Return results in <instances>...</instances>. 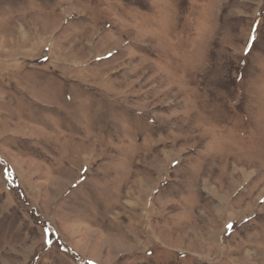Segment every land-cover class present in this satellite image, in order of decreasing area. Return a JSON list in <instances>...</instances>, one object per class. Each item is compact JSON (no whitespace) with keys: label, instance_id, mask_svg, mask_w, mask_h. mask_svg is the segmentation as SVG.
<instances>
[{"label":"rangeland","instance_id":"374dc122","mask_svg":"<svg viewBox=\"0 0 264 264\" xmlns=\"http://www.w3.org/2000/svg\"><path fill=\"white\" fill-rule=\"evenodd\" d=\"M0 264H264V0H0Z\"/></svg>","mask_w":264,"mask_h":264},{"label":"bare ground","instance_id":"6f19581e","mask_svg":"<svg viewBox=\"0 0 264 264\" xmlns=\"http://www.w3.org/2000/svg\"><path fill=\"white\" fill-rule=\"evenodd\" d=\"M79 143V142H78Z\"/></svg>","mask_w":264,"mask_h":264}]
</instances>
